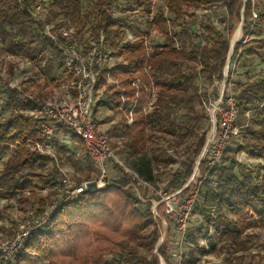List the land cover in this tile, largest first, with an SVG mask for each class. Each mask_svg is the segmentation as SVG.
Returning <instances> with one entry per match:
<instances>
[{"label":"trees","instance_id":"16d2710c","mask_svg":"<svg viewBox=\"0 0 264 264\" xmlns=\"http://www.w3.org/2000/svg\"><path fill=\"white\" fill-rule=\"evenodd\" d=\"M26 1V3H30L34 0ZM92 1L94 9H96V20L94 26L90 28L92 29L91 32L94 35L103 32L105 47L112 54L123 58L124 63L118 64L114 68L113 74L121 87L126 90L127 98L130 100L134 95L131 83L135 77L141 78L146 84L149 83L145 72L146 67H150L149 74L157 83L158 97L152 109L147 113L142 111L145 105V95L142 94L135 111L133 124L127 125V122L124 121L122 130V137L127 141L125 145L127 158L133 160L131 162L132 168L144 182L154 183L155 170L159 168L161 156L160 154H149L148 141L150 137L147 135L148 130H154L161 136L176 137L179 133L178 128L185 127L183 124L179 125L177 119H184L185 121L200 119L197 111L202 102L197 91L196 77L201 74L212 86H214L215 81L223 79L222 73L229 50L228 38L213 27L206 28L204 38L208 41L207 45L201 47L190 41L189 44H183L178 49L170 33L169 22L165 13L159 11L151 23V30L159 34L164 39L165 44L156 46L150 59H148L143 44L146 33L137 34L134 43H124L126 21L111 18L108 12L109 4L107 1L109 0ZM166 1L168 12L175 18L184 16L188 9H200L212 3H221L227 16L237 18L238 24L241 22L242 14V39L235 45L233 56H237V62L259 61L264 65V38L255 34L256 32H263L261 25L264 24V12L257 16L260 28L251 24L253 22L252 13L259 5L256 0H246V3L244 0ZM0 2L6 4L12 3V0H0ZM56 4L61 11L60 13L69 18V23L80 22L83 14L81 0H56ZM140 6L148 16V0H140ZM9 11L13 12L2 15L3 20L0 22L2 34L4 33L9 40L14 41V46L22 50L32 62L41 64L44 62V56L54 57L65 80L60 55L54 50L51 43L47 40H38L41 46L33 47V44H27L24 40H16L18 33L22 34L27 24H30L31 18L28 12L17 10L16 4L13 5V8L10 7ZM10 29H16V31L12 33ZM84 29V27L80 28L81 31ZM233 31L232 28L227 29L228 35L231 36ZM185 34L186 30L182 28L177 36L184 38ZM211 35L212 38H210ZM36 37L37 39L42 38L40 34H37ZM229 75L230 72L227 80H229ZM101 84L100 79L99 85ZM103 94L111 95V100L116 102L114 106L116 110L121 92L108 87ZM21 97L22 93H18L14 89L6 94L5 101L7 105L11 106V110L7 118L0 122V165L2 167H0V194L3 199L7 200L21 197L24 194L32 195L37 190L47 189L57 184L54 175L46 174L44 171V167L50 163L49 157L23 147L28 139L43 141L44 137L36 121L16 110L17 107L28 108L32 106L30 102H23ZM236 99L241 115H245L251 110L263 111L264 77L245 82ZM101 106H106V104L100 102L96 104L95 108ZM95 113L96 109L93 112L94 118ZM185 121L184 123H186ZM71 136V141L77 143L76 141L79 139L74 135ZM236 137H239L240 140L238 143L231 142V145L224 150L219 166L205 174L207 160L204 159L201 163L202 166L204 165V181L193 208V214L195 213L199 218H202L203 224L208 230L214 227L213 230L218 237L229 238L233 243L235 234L242 235L254 228L264 229V166L260 169L258 165L253 169L236 159V156L241 154H247L252 160L264 159V128L252 130L247 127L239 130ZM17 143L21 146L12 151L11 148ZM194 144L192 163L186 172L181 176H175L170 184L173 192L181 190L190 178L194 159L198 158L205 146V134H202ZM79 145L82 152H85L80 140ZM174 163V160H168V164ZM87 181H91V179L88 178L85 182ZM120 183L124 186L126 184L124 180ZM110 189L117 190L119 188L107 186L103 190H90L76 199L62 204L42 227L30 234L24 250L10 264H40V262L52 261L55 253L54 229L61 235L65 231L66 238H71L72 226L77 225L75 216L77 215L79 218L95 217L92 210L89 209H93L96 205L104 206L105 197ZM189 189L184 190L183 193L189 192ZM118 193L125 198L124 204L127 207L131 205L135 207V204H141L124 191L118 190ZM199 199L200 203L198 202ZM44 202H46L45 199L40 200L42 210ZM146 208L143 209L144 215L133 208L130 214L137 215V222L132 224L128 230L122 231L121 239L113 244V248L108 252H102L94 264H159L155 254V248L160 238L159 227L153 219L150 204ZM211 212H213V216H211ZM238 246L241 247V251H246L240 244ZM70 249L66 251H70ZM140 251L151 253V258L145 257L139 253ZM157 252L166 263H169L166 258L165 244ZM244 260L245 258L240 255L232 256L231 260L225 258L224 264H236V261L241 264ZM0 264H4L1 262V254Z\"/></svg>","mask_w":264,"mask_h":264},{"label":"rangeland","instance_id":"374dc122","mask_svg":"<svg viewBox=\"0 0 264 264\" xmlns=\"http://www.w3.org/2000/svg\"><path fill=\"white\" fill-rule=\"evenodd\" d=\"M107 2L111 18L125 20L127 23L124 43L135 42L137 34L148 33V46L155 48L165 44L164 39L159 34L149 29L147 16L140 6V0H109ZM256 2L259 5L254 9V12L259 16L264 12V0H256ZM92 3V0H81L83 14L80 22L75 24L69 23V18L60 13L56 0H34L26 3L22 8L18 4V0H12V3L6 4L0 2V22L3 20V14L13 12L9 11V8H13L14 4L17 5V10H26L31 18L29 20L30 24H27L22 34L18 33L16 40H24L27 44H33V47H39L41 45L38 40H47L50 43L46 32L53 33L58 27H68L70 25L76 29L84 27L85 34L92 33L90 28L94 26L96 20V9H94ZM37 4L40 5L39 11L35 10ZM166 4V0H156L154 13L159 11L165 13L169 22L170 33L175 38L178 47H182L183 44H189L193 38L198 37V32L201 30L205 32L206 28L212 27L228 38L230 47L236 31L239 29L237 18L234 16L228 17L221 3H212L195 10L188 9L185 15L180 18H175L169 13ZM251 24L260 28L258 19ZM261 26L263 32H256L255 34L264 38V24ZM182 28L186 30L184 38L177 36ZM230 28L234 29L231 36L227 33V29ZM10 31L13 33L16 29H10ZM252 32H255V30H252ZM37 34H40L42 38L37 39ZM239 38L240 41L242 39V31ZM228 57L227 53L226 68L224 67L223 69V71L225 70L226 78L230 72L229 80L226 83L227 91L237 98L245 82L255 81L264 77V65L259 61L237 62V56L234 57L233 52L230 54V58ZM120 60V63H124L122 57H120ZM120 63L117 62V65ZM196 78L197 91L201 102L214 101L217 94L216 87H212L210 82L201 74ZM63 82L64 76L54 57L44 56V62L41 64L32 62L24 55L22 50L14 46V41L9 40L0 31V122L7 118L11 110V106L7 105L5 101L6 94L10 93L11 90L14 89L18 93H25L32 98L33 102L42 104L57 98V93H59ZM219 88L222 89V84H220ZM110 96V94L103 93L97 96L96 104L101 102L106 104V106L94 108L96 109L95 124L100 130L106 131L109 146L124 166H114L110 170L108 177V186L118 187L119 189H110L105 197L104 206L96 205L93 209H89L92 210L95 217L79 218L77 215L75 216L77 225L72 226V229L70 228L72 230L71 238H66L65 231L61 235L60 232H55L56 230L54 229V258L52 261H44L40 262V264H50L52 262L54 264H94L102 252H108L113 248V244L121 239L122 231L128 230L132 224L137 222V215L130 214L133 208L144 215L143 209H147L148 204H150L152 209V203H156L165 194L175 193L170 184L175 176H181L189 168L193 161L192 151L195 148L194 143L198 141L200 136L205 134V146L207 141L211 140V125L202 105L197 111L200 116L199 120L185 121L184 119H177V123L179 125L183 124L185 127L178 128L179 133L176 137L161 136V134L155 133L154 130H148L147 135L150 137L148 141L149 154H160L161 163L159 168L155 170V182L148 183L150 188H146L139 184V181L132 175V173L135 174L138 179L144 182L132 168L131 162L133 160L127 158V152L125 151L127 141L122 137L124 121L126 122V120L116 112L114 108L116 102L112 101ZM237 126L239 130L247 127L252 130H258L260 127L264 128V110L259 112L251 110L245 115L239 114ZM71 135L70 132L64 129L56 133L54 137L55 154L60 170L74 184L79 185L88 178L91 180L96 179L98 171L89 161L86 152H82L79 140L76 141L77 143L71 141ZM239 140V137H234L231 142L238 143ZM200 155L194 159L191 176L186 184L192 177L194 182H198L201 177V169L200 172L196 171V163ZM236 159L238 162L251 166L253 169L258 165L260 169L264 166V159L252 160L247 154L237 155ZM168 160H174L175 163L170 165ZM60 170L58 171L56 165L51 163L44 167L45 173L53 174L57 181V184L53 187L37 190L32 195L24 194L21 197L9 200L3 199L0 194V244L6 239L10 240L18 228L26 221H33L34 225L37 226V220L43 214L46 205L51 204L55 200L58 190L61 189L59 186ZM122 180L126 182L125 186L120 183ZM194 186L195 183H192L189 192L184 193L182 197L190 196L193 193ZM118 190L126 192L127 195L132 196L134 200L137 199L141 204H135V207L133 205L127 207L124 204L125 198L118 193ZM41 199L46 201L44 202L43 210L40 204ZM198 202L200 203V199ZM162 211L163 207L160 206L159 215ZM228 218L231 220L230 217ZM167 221L168 224L172 223L171 218H167ZM157 226L159 227L160 238L165 236L166 258L169 260L167 264L176 263L173 258V254L176 252V240L172 227H169V225L168 227L162 226L161 223H157ZM234 236V243L229 238L218 237L215 231L208 230L203 224L202 218H199L194 213L189 224L186 242L182 246L184 259L182 264H221V261L224 264L225 258L231 260L232 256L237 257L238 255L245 258L241 264H264V229L254 228L242 235L235 234ZM238 244L246 251H241V247ZM69 248H71L70 251H66ZM139 253L148 258L152 256L151 253H144L143 251ZM236 264L240 263L236 261Z\"/></svg>","mask_w":264,"mask_h":264},{"label":"built area","instance_id":"2783aa9c","mask_svg":"<svg viewBox=\"0 0 264 264\" xmlns=\"http://www.w3.org/2000/svg\"><path fill=\"white\" fill-rule=\"evenodd\" d=\"M26 2V0H18L21 8L25 6ZM155 3L156 0H148L149 15L147 16V22L149 29H151V23L154 21L156 15L154 13ZM35 10H40L39 4H37ZM252 14V21L254 22L257 19V14L255 12ZM204 33V30L198 32V37L193 38L191 42L201 47L207 45L208 41L204 38ZM46 35L54 50L60 55L62 70L66 79L59 93H57V98L54 100H48L39 104L33 102L32 98L27 94H22V101L26 103L30 102L32 106L28 108L17 107L16 110L36 121L44 137L43 141L28 139L23 144V147L49 157L50 163L55 164L59 171L60 167L58 166L55 154L56 145L54 137L58 131L60 132L64 129L81 141L89 161L98 171V177L77 185L60 170L59 186L61 189L58 190L55 200L51 204L46 205L43 214L37 220V226L34 225L33 221H26L18 228L10 240L6 239L0 244L1 262L4 264H10L14 261L24 250L30 234L42 227L62 204L76 199L84 192L105 189L109 184L108 177L110 170L114 166L124 167L109 146L106 131L100 130L95 124L93 112L97 96L102 94L108 87L120 91L121 95L117 102L116 111L119 115L123 116L128 125H132L134 122L135 111L142 94L145 95V105L142 108L144 113L152 109L158 97L157 83L150 76V67L148 66L145 68V72L149 83L146 84L141 78L135 77L131 83L134 95L130 100L127 98L126 90L121 87L113 74L117 62H121L120 57L112 54L105 47L103 32H100L98 35L90 32L85 34V31L76 29L74 26H68L58 27L53 33L48 31ZM148 36L149 34L146 33L143 44L146 56L150 59L154 48L148 46ZM212 37L211 35L210 38ZM173 40L176 48L179 49L180 47L176 44L174 37ZM224 71L222 74L223 79L214 82L217 91L216 99L208 102L202 101V107L211 125L212 136L211 140L207 141L196 163V171L200 172L201 169V177L198 182H194V178L192 177L181 190L173 194H165L156 203L151 202L153 204L151 213L154 221L161 223L165 227L171 226L172 231L175 233L176 252L173 254V258L176 263L173 264H182L183 262L182 246L186 242L193 208L204 181V165L202 166L201 163L204 159L207 160L205 174L219 166L224 150L231 145L232 139L239 133L237 126L239 118L238 101L236 97L227 91L226 83L228 77L226 78ZM100 79L102 81L101 85H99ZM220 84H222V89L219 88ZM20 146L17 143L11 150L13 151ZM132 175L139 181V184L150 188L147 182H142L133 173ZM192 183H195L193 193L190 196L182 197L183 191L189 189ZM160 206L163 207V211L159 215ZM211 216H213V212H211ZM167 218L172 219L171 224H168ZM210 229L213 231L214 227ZM164 242L165 236H161L155 248V254L160 264H167L157 252L164 245ZM220 263L222 264L223 261Z\"/></svg>","mask_w":264,"mask_h":264},{"label":"water","instance_id":"95a60500","mask_svg":"<svg viewBox=\"0 0 264 264\" xmlns=\"http://www.w3.org/2000/svg\"><path fill=\"white\" fill-rule=\"evenodd\" d=\"M244 3H246V0H244ZM243 12V11H242ZM242 28H243V18H242V14H241V22H240V24H239V29H240V31H242ZM236 45V44H235ZM235 45L232 47L231 45H230V47H229V51H228V58H230V54L233 52V50H234V47H235Z\"/></svg>","mask_w":264,"mask_h":264},{"label":"bare ground","instance_id":"6f19581e","mask_svg":"<svg viewBox=\"0 0 264 264\" xmlns=\"http://www.w3.org/2000/svg\"><path fill=\"white\" fill-rule=\"evenodd\" d=\"M239 37H241V31H240V29H238L237 31H236V34H235V37H234V39H233V42H231V46L233 47L234 46V44L236 43V42H238L239 41ZM239 38V39H238Z\"/></svg>","mask_w":264,"mask_h":264}]
</instances>
